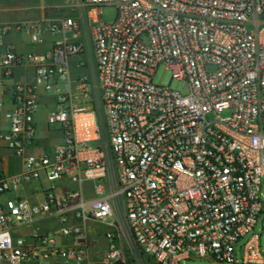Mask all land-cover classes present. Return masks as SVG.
Returning <instances> with one entry per match:
<instances>
[{"label":"built area","instance_id":"2783aa9c","mask_svg":"<svg viewBox=\"0 0 264 264\" xmlns=\"http://www.w3.org/2000/svg\"><path fill=\"white\" fill-rule=\"evenodd\" d=\"M67 1L70 16L0 23L1 82L34 70L0 94V153L21 161L13 176L0 166V264H94L89 223L110 228L97 264H264V0ZM11 30L63 38L18 52ZM75 57L89 72L73 100ZM160 67L183 91L154 83ZM40 90L62 138L33 154ZM34 181L42 202L15 195ZM42 219L55 226L19 235Z\"/></svg>","mask_w":264,"mask_h":264},{"label":"crops","instance_id":"0c3cea01","mask_svg":"<svg viewBox=\"0 0 264 264\" xmlns=\"http://www.w3.org/2000/svg\"><path fill=\"white\" fill-rule=\"evenodd\" d=\"M6 0H0V23L9 24L11 26L15 24H20L33 20L40 19H57L60 17L70 16L72 15V11L69 7V3L67 0H11L7 2ZM24 10H30L27 14L22 12ZM23 10V11H24ZM31 11L33 13L31 14ZM63 35L61 34H44L43 41L41 44H32L29 40V36L23 32H18L15 30H11L4 37L3 43L4 45L10 46L14 48V50L18 52H34V53H45L52 48L55 42L61 40ZM2 48H0V52ZM79 57L71 58L68 64V72H69V81L72 83V88L70 89L71 96L73 100L79 94V91L74 88L77 79L81 74H88L89 68L79 67L77 62ZM34 70L30 65H20L16 66L12 71L11 80L5 82L3 84L0 80V94L3 93L8 86L14 83H31L33 81ZM38 101L39 107L41 104H47L48 107L46 109V114L49 111L54 109V98L52 95L45 93L43 90L38 92ZM77 102V101H75ZM38 110L34 116L36 128H37V139L35 146L31 148L29 151L33 154H40L42 151H52L61 141L62 134L61 131L57 127L48 126V128L40 132L38 131L37 122L40 120L41 113ZM1 120V117H0ZM7 153H0L1 161L0 166L4 170L7 176H13L16 174L8 173L3 165L4 157ZM9 155V154H8ZM11 156V155H9ZM14 157V156H11ZM21 172V168L19 173ZM18 173V174H19ZM35 182V181H34ZM33 183V182H32ZM31 184V183H30ZM30 184H25L21 186L15 193V195L30 204L40 203L43 200L41 189L49 186L44 181H37L35 188H30L27 191L24 190L25 186ZM55 188L61 190L67 187L69 190L75 189L76 186L69 184L66 179L56 183ZM90 229L89 231H99L98 225L89 223ZM55 226V221L52 219H42L31 223L30 225L19 230V235L25 239H28L35 232H46L51 227ZM28 229V232L26 230ZM88 231V237L90 238ZM62 243H68L67 241H62ZM94 244L92 246V253Z\"/></svg>","mask_w":264,"mask_h":264},{"label":"rangeland","instance_id":"374dc122","mask_svg":"<svg viewBox=\"0 0 264 264\" xmlns=\"http://www.w3.org/2000/svg\"><path fill=\"white\" fill-rule=\"evenodd\" d=\"M7 2H10L11 0H6ZM6 2V3H7ZM22 9V12H24V14H27L30 10H24ZM30 13V12H29ZM33 13V11H31V14ZM116 17V10L114 8H104L102 9V14H101V20L103 22L106 23H111L114 21ZM154 83L165 86V87H169L172 90H176V91H183V84L180 81H176L172 78L171 74L169 71L165 70L163 67L158 68V70L156 71V74L154 76L153 79ZM48 105L45 104H41L39 107V112L41 113L40 115V120L39 122H37V127H38V131L43 132L48 128L47 122H46V109H47ZM230 112L229 111H222L220 113V117L224 118L229 116ZM212 117V116H211ZM4 154V152H3ZM9 153H7V155L3 158L4 162V168L5 170L10 174H18L21 168V161L16 158V157H11L8 155ZM36 183L37 181L31 183L28 186L24 187V190H28L30 188H35L36 187ZM261 199L264 201V178L262 179V187H261ZM2 199V198H0ZM98 229L99 231L93 230V231H89V235H90V240L92 242H94V247H93V261L94 264H97V258L96 256L99 255L100 253H102L105 249H106V243H105V234L110 230V228L106 225H98ZM256 233L261 235V241H260V246H261V252L264 256V231H260L259 227L257 229H255ZM26 232H28V229L26 230ZM246 241V238H244L240 244L244 243ZM124 255L127 259V261L132 262V257L131 254L125 250L124 251ZM197 262V261H196Z\"/></svg>","mask_w":264,"mask_h":264}]
</instances>
